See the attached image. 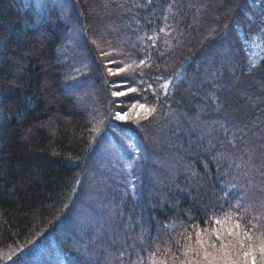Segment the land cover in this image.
Listing matches in <instances>:
<instances>
[{
  "label": "trees",
  "instance_id": "16d2710c",
  "mask_svg": "<svg viewBox=\"0 0 264 264\" xmlns=\"http://www.w3.org/2000/svg\"><path fill=\"white\" fill-rule=\"evenodd\" d=\"M123 1L0 0V264H264V0Z\"/></svg>",
  "mask_w": 264,
  "mask_h": 264
},
{
  "label": "rangeland",
  "instance_id": "374dc122",
  "mask_svg": "<svg viewBox=\"0 0 264 264\" xmlns=\"http://www.w3.org/2000/svg\"><path fill=\"white\" fill-rule=\"evenodd\" d=\"M22 1H25V3H34L36 6L40 5V7H38V10L39 11H42L44 12L45 8L47 7V5H42V3L46 0H22ZM76 1V0H74ZM137 2H141L140 4V7L142 9V13H146L147 11V7L145 5V2L146 0H136ZM161 0H154V2L156 3H160ZM187 1V0H186ZM123 4L125 5H128V7L131 9L133 7L134 4H136L135 0L132 2L131 0H124L123 1ZM189 5H190V2H189ZM256 10H258L257 8H255ZM129 10V9H128ZM38 11V12H39ZM260 12L263 14L262 16H264V10H260ZM81 13H78V16L80 15ZM126 18H125V24L126 25H130L132 26V22L130 21V15L126 14ZM40 17V20L43 19V17H41L40 15H38ZM82 21H83V18L81 17ZM85 24H86V21H85ZM84 24V25H85ZM263 24H264V21H263ZM107 31H110V27L107 26ZM85 28V27H84ZM85 31H87V29H85ZM245 41V45H246V48H247V58L251 57V58H255L257 56H261L260 54L263 53V49H262V46L258 47L257 44L255 45V47L252 46L251 42L249 43L248 42V39L245 38L244 39ZM254 48V49H253ZM252 49H253V52H252ZM255 50V51H254ZM253 55H251L252 53ZM258 57V58H259ZM258 60V59H257ZM256 62V61H255ZM110 71L112 72V68H110ZM115 71L117 72L118 69H115ZM183 78V77H182ZM235 233L236 231L234 230H229L228 233H227V240L225 241L224 243V249H228V250H233V242L235 240ZM17 252V251H16ZM15 252V253H16ZM14 253V254H15ZM13 254V255H14ZM10 256L11 258V261L13 264H32V263H35V258L32 256V254L29 253L28 250L24 249L23 251H20L19 255L18 256ZM11 264V263H9Z\"/></svg>",
  "mask_w": 264,
  "mask_h": 264
}]
</instances>
